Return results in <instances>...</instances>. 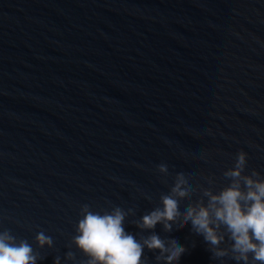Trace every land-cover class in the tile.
I'll list each match as a JSON object with an SVG mask.
<instances>
[{
	"label": "water",
	"instance_id": "1",
	"mask_svg": "<svg viewBox=\"0 0 264 264\" xmlns=\"http://www.w3.org/2000/svg\"><path fill=\"white\" fill-rule=\"evenodd\" d=\"M241 150L264 179V0H0V232L36 264H86L85 205L184 245L149 264H243L223 225L215 246L183 212L138 227L180 169L181 205L207 203Z\"/></svg>",
	"mask_w": 264,
	"mask_h": 264
},
{
	"label": "clouds",
	"instance_id": "2",
	"mask_svg": "<svg viewBox=\"0 0 264 264\" xmlns=\"http://www.w3.org/2000/svg\"><path fill=\"white\" fill-rule=\"evenodd\" d=\"M245 156L243 150L238 152L233 167L225 171L226 176L233 178L231 183L219 192L205 190L207 203L181 205L180 194L189 191L190 183L185 171L178 170L172 188L162 192L161 202L140 217L138 227L153 229L160 219L171 227L173 219L183 212V221H190L210 245L224 239L218 231L223 225L232 241L234 259L243 264H264V179H257L254 174L241 177ZM159 167L165 170L166 165ZM85 209L73 239L88 256L86 264H149L142 257L144 246H159L169 260L185 251L178 238L169 240L159 230L149 232L142 242L136 239L125 230V212L119 207L103 213L87 210V205ZM37 240L40 244H51V239L43 234L38 233ZM215 254L223 255L224 250L217 248ZM36 259L26 241L17 243L7 231L0 232V264H36ZM54 264H59V257L54 258ZM151 264L159 261L153 260Z\"/></svg>",
	"mask_w": 264,
	"mask_h": 264
}]
</instances>
